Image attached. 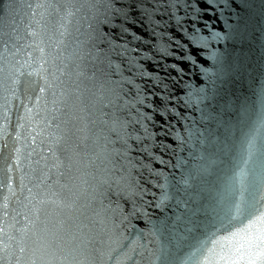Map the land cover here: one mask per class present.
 Returning a JSON list of instances; mask_svg holds the SVG:
<instances>
[{
    "label": "snow or ice",
    "instance_id": "1",
    "mask_svg": "<svg viewBox=\"0 0 264 264\" xmlns=\"http://www.w3.org/2000/svg\"><path fill=\"white\" fill-rule=\"evenodd\" d=\"M75 3L76 0H29L27 3L0 0V100H3L0 108L4 109L0 137L12 135L8 132L12 101L18 100L19 107L23 108V114L18 110L12 148L3 156L4 178L0 186L6 187L9 195L0 203V264H73L69 259L71 253L59 254L52 242L60 238L69 221L76 229L69 234L70 239L79 237L86 242L83 232L86 225L75 223L84 209L92 210L105 225L102 230L108 236L106 247L97 250L106 258L101 264H129L136 249L143 247L136 240L121 250L125 237L123 232L115 230L121 224H113L111 217L105 222L108 211L103 200L105 186L113 182L122 186L124 178L115 177L106 166L94 177V183L87 179L91 175L85 172L87 167L96 160L110 161L119 149L109 148L112 143L109 137L99 131L93 133L90 128L82 87L83 81L91 80L94 73L90 76L84 71L86 57L103 63L101 53L116 46L128 49L131 53L128 58L139 71L135 89H130L135 99L125 98L124 105L130 104L137 111L147 107L152 115L148 112L141 115L149 121L159 113L158 106L148 103V99L160 100L161 105L166 102L161 96H153L152 91L157 88L168 91L167 81H172L175 87L185 83L188 76H194L200 86L183 99L187 105L196 106L201 121L214 124V131L226 129V118L230 119L234 110L232 94L225 91L229 79L225 65L249 34L256 0H105V13L100 20L92 0H80L76 11L86 7L98 27L90 23L91 30L82 33L83 38L74 40L69 47L67 25L58 23L53 32L48 24L54 14L61 21L73 16L70 5ZM180 8L186 15L177 14ZM259 8L264 20V0H259ZM188 20L192 23L188 24ZM205 31L210 37L200 34ZM24 40L27 43L21 44ZM125 40L131 41V46ZM92 41H97L98 46L96 43L89 46ZM210 43L217 47H210ZM33 52L39 55L34 56ZM21 55L26 57L22 61L17 59ZM108 63L111 64L110 58ZM119 67L116 65L117 74ZM161 70L162 81L157 79ZM128 83L133 84V80L128 78ZM103 123L116 130L114 117ZM140 128L148 131L143 121ZM132 138L144 146L146 167L151 169L158 162L155 157L158 149L149 143L148 136ZM89 141L95 147L94 152L86 150ZM3 148H9L6 139ZM14 180L18 181L15 188ZM10 197L17 205L11 211ZM167 199L166 194L162 195L159 205L163 207ZM115 211L112 209L113 214ZM128 215L122 217V222ZM175 219L179 221L181 216ZM114 253L118 254L113 259ZM162 253L163 250H152L150 264H159ZM197 264H264V206L257 208L255 215L241 227L215 242Z\"/></svg>",
    "mask_w": 264,
    "mask_h": 264
},
{
    "label": "water",
    "instance_id": "2",
    "mask_svg": "<svg viewBox=\"0 0 264 264\" xmlns=\"http://www.w3.org/2000/svg\"><path fill=\"white\" fill-rule=\"evenodd\" d=\"M22 2L27 3L29 0ZM104 2L105 0H92L98 8L97 20L102 19L105 13ZM79 6L80 0H76L74 5H70L73 16L61 21L54 14L48 24L53 32L58 23L67 25L69 35L66 43L69 47L74 40L83 38L82 33L91 30L90 23L94 28L98 27L97 20L91 19L92 13L86 7L76 11ZM177 14L186 15L183 8ZM26 20L25 17V22ZM187 23L191 24L192 21L188 20ZM262 29L264 20L261 18L259 0H256L249 34L243 46H238V52L230 55L225 65V71L229 74L225 91L232 94L234 110L231 118H226V129L219 132L213 130L214 124L201 121V113L196 110V106L187 105L183 99L189 91L200 86L194 76H188L185 83H179L175 87L172 81H167L168 91L163 88L154 89L152 95L161 96L166 102L161 105L160 100L148 99V103L158 106L159 113L154 114V119L149 121L147 116L141 115L144 112L152 115L147 107L137 111L130 104L124 105L125 98L129 101L135 99L133 91L139 71L128 58L131 56L128 49L116 46L101 53L103 63L93 61L91 57H86L83 62L84 71L90 76L94 73L91 80L83 81L82 87L90 128L93 133L99 131L102 136L109 137L112 141L109 148L119 149L111 155L110 161L96 160L85 172L91 174L87 177L90 183L95 182L94 177L99 176V170L106 166L115 177L124 178L122 186H117L115 182L105 186L103 200L108 206L105 213L106 224L109 217L113 224H121V227L115 229L117 233L123 232L125 237L122 240L124 248L121 250H126L136 240L143 246L136 249L129 264H136L137 261L139 264H150L152 250H163L159 264H197L200 257L207 255L213 248L215 242L241 227L248 218L255 215L257 208L264 206ZM200 34L210 37V33L206 31ZM92 43L98 46L97 41H92L89 46ZM125 43L130 46L132 44L127 40ZM210 47L217 45L210 43ZM33 55L39 53L33 52ZM25 58L24 55L17 57L21 61ZM109 58L111 64L108 63ZM173 62L179 63L168 61ZM163 63L161 60V64ZM116 65H120L118 74ZM163 75L161 70L157 79L162 81ZM128 78L133 80V84L128 83ZM185 84L189 86L186 87ZM148 87L150 85L145 91ZM109 100L115 102L109 103ZM0 104H3V100H0ZM18 110L19 114H23L19 101L13 100L8 111V132L12 135L0 137V153H3L0 155V180L4 178L3 156L9 154L14 142ZM3 116L4 109L0 108V124L4 123ZM113 117L117 125L115 131L110 125L103 123L104 120L111 121ZM93 120L95 123H92ZM142 121L148 126L147 132L140 128ZM20 131L23 132V129ZM135 135L148 136L149 143L158 149L155 151L158 162L151 169L146 167L144 146L132 138ZM5 139L9 144L8 149L3 148ZM20 144L16 146L20 147ZM88 144L89 148L86 150L94 152L95 147L91 145V141ZM18 175L15 174L16 177ZM17 182L14 180V188ZM164 194L168 199L161 207L158 202ZM5 195H9L7 188L0 186V203ZM13 207L17 205L10 197L9 211ZM112 209L116 210L115 214ZM125 209L128 210L127 213ZM124 215H128V219L122 222ZM177 215L181 216L179 221L175 219ZM75 223L86 225L83 228L86 242L79 237L76 240L70 239L69 234L76 229L72 226L73 222L69 221L60 238L52 242V247L61 255L71 253L69 259L73 260V264H101V260L106 258H102L97 250L106 247L108 236L102 230L105 225L99 222V218L90 209L82 210ZM116 254L118 253L113 254V259Z\"/></svg>",
    "mask_w": 264,
    "mask_h": 264
}]
</instances>
